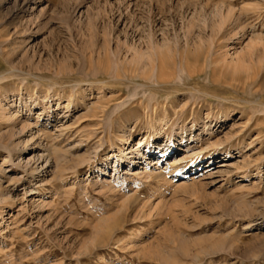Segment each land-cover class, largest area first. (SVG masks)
Segmentation results:
<instances>
[{"label": "rangeland", "instance_id": "rangeland-1", "mask_svg": "<svg viewBox=\"0 0 264 264\" xmlns=\"http://www.w3.org/2000/svg\"><path fill=\"white\" fill-rule=\"evenodd\" d=\"M0 264H264V0H0Z\"/></svg>", "mask_w": 264, "mask_h": 264}, {"label": "bare ground", "instance_id": "bare-ground-1", "mask_svg": "<svg viewBox=\"0 0 264 264\" xmlns=\"http://www.w3.org/2000/svg\"><path fill=\"white\" fill-rule=\"evenodd\" d=\"M258 38V40L259 41H262L263 39H262V37L261 36H258L257 37ZM256 43V42H255ZM141 60V59H140ZM234 66H235V74H234V76H233V82H231L230 83V85H235V83L238 81V80H240L241 79V75H240V73H241V69L242 70H245L244 69V67L243 66H245V61H239V62H236V63H234ZM233 66V67H234ZM248 67V66H247ZM246 68V67H245ZM249 69H250V67H249ZM246 71H247V69H246ZM250 74V73H249ZM161 75V79H164L165 80V76L164 75H162V74H160ZM248 77V76H247ZM249 77H251V76H249ZM248 77V78H249ZM254 76H252V78H253ZM245 79H247V78H245ZM252 80V79H251ZM235 82V83H234ZM251 82H253V81H251ZM246 83H247V81H246ZM249 85V84H248ZM16 114H14V116H15ZM11 118V117H10ZM13 118H15V117H13ZM129 140V138H127L126 140H124V141H128ZM145 143V139L144 138H140V139H138L137 141H136V144L138 145V151L139 150H141V147L143 146V144ZM10 144V143H9ZM149 144H150V142H149ZM39 145H40V143H39ZM4 146V145H3ZM6 147H8V146H6ZM5 148V147H4ZM9 148V147H8ZM12 149V148H11ZM10 149V150H11ZM169 149V148H168ZM167 149V150H168ZM25 152V151H24ZM45 152H46V158H44V160H45V164H42V166H39V165H36L34 168H32V170L30 171V173H33V174H38V176H40V173H41V171H40V169H41V167L43 168L44 167V165H50L49 163H50V160H51V158H52V152L50 151V149L48 148H46L45 149ZM121 154L119 155V157H120V159L121 160H123L124 158H126V153L124 152V150H122L121 149ZM169 153V151H165V154L166 153ZM167 153V154H168ZM170 153H171V151H170ZM231 154H230V152L229 153H227V156H230ZM44 155H41V157H43ZM211 158V157H210ZM22 159L23 158H21V159H19L20 161H22ZM210 163H209V165L208 166H211L212 164H213V160H212V158H211V160L209 161ZM203 163V161H200L199 160V162L196 164V168H194L195 169V171L192 173V174H194V173H197L198 171H200V170H203L204 169V167H206L207 165H204L203 167H200L201 166V164ZM198 166V167H197ZM46 167V166H45ZM50 171V170H49ZM47 172V171H46ZM44 175V174H43ZM245 175H248V174H245ZM251 175V174H250ZM188 176H190V175H188ZM153 177V176H152ZM182 177V176H181ZM37 178V177H36ZM188 178V177H187ZM44 180V178L43 179H40V186L41 185H44V184H41L42 183V181ZM37 187H39V186H37ZM41 189V188H40ZM30 190H33V189H30ZM39 190V189H38ZM247 227V226H246ZM248 227H250V226H248Z\"/></svg>", "mask_w": 264, "mask_h": 264}]
</instances>
